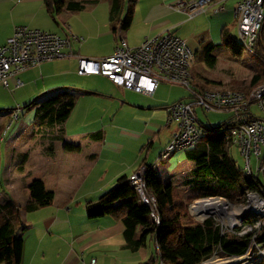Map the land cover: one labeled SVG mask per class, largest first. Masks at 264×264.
Wrapping results in <instances>:
<instances>
[{"label":"crops","instance_id":"obj_1","mask_svg":"<svg viewBox=\"0 0 264 264\" xmlns=\"http://www.w3.org/2000/svg\"><path fill=\"white\" fill-rule=\"evenodd\" d=\"M14 1L0 0V8L9 5L10 14V21L4 26H0V44L4 43L14 28L20 25L51 31L42 28L43 26L32 25L37 13L27 6L31 0ZM40 1L38 12L44 9L46 13L51 15L45 9L42 0ZM178 1L180 0H137L133 24L128 31H119L117 36L115 35V46L102 55L84 48L86 39L84 36L74 33L73 25L69 26L68 24L71 35L68 32L62 35L56 31H51L71 39L70 47L66 49L68 56L50 62H42L23 71L16 77L20 78L23 86L28 85L32 78H34V83L41 82L40 90L43 91L41 96H46L48 92L58 88L68 87L77 93V99L82 94L94 97L100 92L77 87L81 86L79 85V78L84 76L78 73L79 57L94 59L107 57L115 51L121 37L131 47H136L147 38L158 36L168 30L171 31L166 29L171 18L179 13H185L174 9V5ZM65 4L66 0L59 1L56 4L55 14L68 16L69 12L66 10ZM94 5L92 6L94 7ZM90 7L80 13L68 16V19L72 20L74 16L82 17L84 12L92 9ZM18 13H22L20 20L15 18ZM25 22L28 25L24 24ZM134 29L139 31L137 39L131 38ZM112 32L110 23V28L101 34ZM86 35L90 40L91 35L88 32ZM74 37L84 39L79 42ZM9 80L12 81L11 87L10 84L8 86L10 89L13 86L14 78H9L8 82ZM159 85L152 96L144 93L139 94L136 91L135 93H138L139 96L125 92L126 96L129 97L120 99L119 105L112 102V106L115 107L111 109H114L113 113L117 114L113 118L105 119L106 115L100 116L101 119L97 118L95 122L85 125L82 129L74 128L69 131L64 127L65 141L79 146L78 151H66L64 142L56 140L53 142V154L48 149L49 143L42 145L43 152L39 151L33 154L34 159L42 161L40 162L42 165L40 176L35 179L42 182L45 191L54 192V201L48 206L23 211V207L27 203L33 202L30 190L29 196L22 203L17 204L14 201L22 210L21 223L24 226V232L20 233L23 244L20 264H84L92 258H96L98 264H143L148 260L145 257L139 259L137 256L142 249L133 252L126 247L125 225L122 221H117L109 215L96 218L89 217L86 202L99 197L114 186L120 177L130 176L141 166H153L158 177L156 167L147 162L148 155L154 149L155 141L152 139L158 138L162 132L166 133L167 140L159 154L160 156L177 129V122L176 124L168 122L167 107L175 101L188 98L185 96L170 101L164 96L163 90L158 93ZM195 86L201 88L197 83ZM252 106L250 111L255 113ZM73 109L66 122L69 121ZM89 113L90 110L87 112V117ZM120 113L123 119L117 121V118L121 116ZM108 128L117 129L118 137L124 138L125 141H108ZM40 135L35 133L33 136L37 138L41 137ZM143 137L149 138V142L140 145ZM25 151L28 154L27 162L32 155L27 150L21 152ZM18 154L15 158L16 161ZM144 154L145 157H142ZM25 164L23 171H19L20 174L25 172ZM194 169L191 170L192 173ZM158 179L161 182L159 177ZM189 182L190 178L184 184ZM184 184L181 194L178 193V200L175 198V188L172 185L174 201L177 203L185 202L191 196L186 193L191 188ZM75 225H80L82 228L75 232ZM31 233H35L33 235L37 236L33 239V247L32 238L26 243ZM164 261L171 264L167 259Z\"/></svg>","mask_w":264,"mask_h":264},{"label":"trees","instance_id":"obj_2","mask_svg":"<svg viewBox=\"0 0 264 264\" xmlns=\"http://www.w3.org/2000/svg\"><path fill=\"white\" fill-rule=\"evenodd\" d=\"M59 1L62 0H42L45 9L53 15L54 19L56 4ZM94 4H97V0H66L65 6L69 13L76 14ZM136 6L137 0H113L109 19L116 36L119 31H125L131 27ZM222 34L225 45L234 54H241L244 47L233 37L228 26L223 27ZM203 48L206 51V61L214 67L216 64V58L212 55L214 46L206 44ZM252 53L260 65V70L247 87L239 88L247 92L264 84V21L258 31ZM194 87L198 91H206L203 88L199 89V86ZM220 88L236 89L229 86ZM76 100L77 93L64 87L48 92L46 96L36 98L30 104L34 106V117L29 125L31 136L37 133L41 134V137H46L51 154H53V142L56 140L64 142L66 151L80 149L77 145L67 143L64 137V123L74 108ZM14 111V109L7 111L6 117L11 118ZM242 117L264 120L263 116L256 115L250 109L248 116ZM242 117L234 113L227 122L217 127L200 121L204 134L195 147L185 151L187 158L196 166L193 170V182L198 191L189 196L185 202H175L172 185L161 183L153 166H148L146 193L153 194L156 198L154 212L159 216V222H156L151 215V208L140 201L138 193L130 185L129 176L120 177L116 184L105 193L86 202L89 217L109 215L117 221H122L125 225L126 247L133 252L147 247L151 239L155 244V251L143 264H161L162 259L163 262L164 259L169 260L171 264H201L220 249H223L220 251L221 257L244 254L250 245L251 234H245L243 237L222 235L221 227L214 217H208L200 222L189 216V204L195 199L221 196L233 204L242 205L247 202L249 191L260 188L264 190V171L249 175L231 154L234 146L232 130L242 122L240 120ZM27 157L26 151L18 154L16 161L18 171H23ZM261 162L264 165V156ZM29 190L33 202L27 203L23 211L48 206L54 201V192L45 191L40 180H33ZM21 211V208L11 199L0 201V264H20L23 245L20 233L24 229L21 223ZM256 241L264 248V230L256 236ZM256 264H264V258Z\"/></svg>","mask_w":264,"mask_h":264},{"label":"built area","instance_id":"obj_3","mask_svg":"<svg viewBox=\"0 0 264 264\" xmlns=\"http://www.w3.org/2000/svg\"><path fill=\"white\" fill-rule=\"evenodd\" d=\"M226 1L180 0L174 5V9L183 11L192 18L208 12L209 9L214 13L224 12ZM234 16L238 26L239 41L244 49L252 51L264 21V0H238L234 8ZM74 39L81 42L84 38L74 37ZM70 42L69 37L55 32L25 25L15 27L5 42L0 44V85L8 88V79L14 78L10 91L20 88L23 82L16 76L42 62L68 56L66 49L70 47ZM194 59L195 50L189 43L168 30L158 36L147 38L136 47H131L121 37L115 51L104 58L79 57L78 73L101 75L120 87L151 96L161 83L186 86L190 96L185 100L175 101L167 107L168 122H177V129L163 151L162 157L166 158L176 150L195 147L201 140L204 130L197 115L198 107H201L205 113L217 110L232 111L242 117L248 116L251 105L256 104L264 112V84L250 92L220 87L214 90H196L192 85L194 78L190 69ZM13 117L16 118L17 115L14 113ZM240 120L242 122L232 130L233 142L240 148L245 160L244 170L252 176L264 171V165L261 162L264 156V120L246 117ZM252 156L256 160V171L253 170ZM148 170V166H141L129 176V181L138 193L140 201L151 208V215L156 222H159V216L154 212L156 198L153 194L146 193ZM217 199L224 201L220 210L224 209L228 217H224V214L216 217L215 214L219 208L204 214L196 211L195 206L200 201ZM189 213L194 219L201 217L198 220L200 222L208 217H214L221 227L222 235L243 237L245 234H251L250 245L242 255L246 254L249 257L247 264H256L264 258V248L256 241V236L264 230L263 188L249 191L247 202L242 205L233 204L221 196L195 199L189 204ZM240 215L238 220H231ZM220 251H216L210 258L218 260L242 256L231 254L221 257ZM203 263L205 261L201 264ZM84 264H98V262L96 258H92Z\"/></svg>","mask_w":264,"mask_h":264},{"label":"rangeland","instance_id":"obj_4","mask_svg":"<svg viewBox=\"0 0 264 264\" xmlns=\"http://www.w3.org/2000/svg\"><path fill=\"white\" fill-rule=\"evenodd\" d=\"M236 1L238 0H227L225 2L226 11L220 13H214L212 10H208V12L201 13L192 18L186 13H179L171 18V21L167 24L166 29H170L172 33L187 41L189 45L197 51L194 62L190 68L194 78L192 85L195 86L197 83L201 85V88L204 90H213L218 86H229L236 88V90L247 92L239 88L241 86L243 88L247 87L254 75L260 70V65L257 63L251 50L243 49L241 54L236 55L224 43L222 34L224 26H228L233 37L239 40L238 26L233 12ZM112 3L113 0H97V4H95L94 7L91 6L90 9H92L90 11L84 12L81 15L82 17L74 16L72 20L68 19V16H72V13H69L68 16L54 14L55 20L53 15L46 13L44 9L38 12L39 5L41 4L40 0H31L27 3V6L37 13L36 17L33 19L32 25L43 26L42 28L44 29H50L62 35H65V32L71 35L69 26L73 25L74 33L80 34L86 39L84 48L102 55L110 51L116 44V37L113 32L101 34V32L110 28L109 11ZM8 7L5 5L4 8H0V26H4L10 21ZM21 15L22 13H18L15 18L20 20ZM24 24L28 25L27 22ZM87 32L91 35L90 40L87 38ZM138 32V30L134 29L131 38L137 39L139 37ZM206 44H212L214 46L212 50V55L216 58L214 67H211L206 61V51L204 50L205 47L203 48V45ZM33 79L34 78L28 82V85H22L23 87L15 89L14 91H10L9 88L2 85L0 86V128L2 129V133H0V201L11 199L17 204L22 203V201L29 196V185L32 179L39 178L40 176L39 173L42 167L40 162L42 161L34 159L33 154L39 151L43 152L42 145L48 143V139H46V137L35 138V136H31L32 133L30 134L29 125L34 117V106L30 104L36 98L39 99L43 92L40 90L41 82L37 81L34 83ZM78 81L79 85H81L77 86L78 88L97 90L100 93L94 97L87 96L86 94L78 96L77 103L69 121L64 123V127L69 131L74 128L82 129L85 125L95 122L100 116L106 115L105 119L117 116L116 113H113L114 109H111L115 107L112 106V102L119 105L120 99L123 100L129 97L126 96V94H135V96H139L140 94L135 93L132 89L120 87L101 75H84L81 76ZM9 84L11 87V80H9ZM159 86L158 93L160 90H163L164 96L166 99H170V101L179 97H189V89L186 86L163 83ZM198 88L200 89V87ZM28 105L29 107H26ZM11 109L15 110L14 112L17 115L16 118H14L13 115L11 118L6 117V112ZM88 110H90V113L87 117ZM252 110L258 116L264 115V112L256 104H253ZM233 114L232 111L220 110L208 111L205 113L201 107L197 109V115L200 121L206 125H212L213 127L220 126L227 122ZM119 115L121 116L120 118L116 117L117 121L123 119L122 114L120 113ZM174 123L176 124V122ZM107 140L118 142L125 141L124 138L118 137L117 129L115 128L107 129ZM152 140L155 141L153 144L154 149L148 155L147 162L156 167L161 182L163 184L169 183L173 185L175 188V198L177 200L179 199L178 193L181 194L183 189L182 186L189 178L190 182L185 184L189 186L191 190L186 193L188 195L197 193L198 190L193 182L194 174L191 172L196 166L193 161L187 158L185 151L176 150L168 157L163 158V153H161L160 156L159 154L165 146L167 140L166 133L162 132L158 138L155 137ZM148 142L149 138L143 137L140 145H145ZM23 150H27L29 153L31 152L33 158H29L25 164V172L20 174L17 169L15 158L17 154ZM231 154L239 166H245V160L238 146L234 145L232 147ZM142 157H145V154ZM252 165L253 170L256 171L257 164L254 156H252ZM26 175L27 177H24ZM219 210L215 214L216 217L220 214H224V217H228V213L224 209ZM189 216L194 219L190 213ZM195 219L198 221L201 217H195ZM81 228L80 225H75V232H78ZM33 234L31 233L26 240L27 243L30 238H32V247L33 239L37 237ZM154 251L155 244L150 239L147 247L143 248L137 256L139 259L144 257L149 259ZM209 260H213V257L207 261ZM207 261H205V263ZM161 264H168V262L164 261V263Z\"/></svg>","mask_w":264,"mask_h":264},{"label":"bare ground","instance_id":"obj_5","mask_svg":"<svg viewBox=\"0 0 264 264\" xmlns=\"http://www.w3.org/2000/svg\"><path fill=\"white\" fill-rule=\"evenodd\" d=\"M224 201L222 199H217V200H203L196 204L195 209L197 212L200 214L207 213L211 210H214L216 208H220L221 204ZM241 217L238 216L236 219L232 218L231 220H238V218ZM264 253V251H263ZM248 256L242 255L238 258H228V259H218V260H209L204 264H247Z\"/></svg>","mask_w":264,"mask_h":264}]
</instances>
